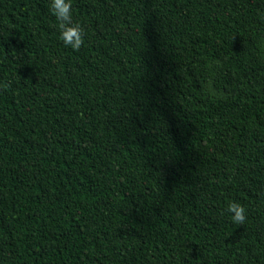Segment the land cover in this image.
Returning a JSON list of instances; mask_svg holds the SVG:
<instances>
[{
  "label": "trees",
  "instance_id": "16d2710c",
  "mask_svg": "<svg viewBox=\"0 0 264 264\" xmlns=\"http://www.w3.org/2000/svg\"><path fill=\"white\" fill-rule=\"evenodd\" d=\"M71 3L0 0V264H264V0Z\"/></svg>",
  "mask_w": 264,
  "mask_h": 264
},
{
  "label": "clouds",
  "instance_id": "9594fccd",
  "mask_svg": "<svg viewBox=\"0 0 264 264\" xmlns=\"http://www.w3.org/2000/svg\"><path fill=\"white\" fill-rule=\"evenodd\" d=\"M50 10L56 19L59 38L64 46L75 52L80 51L85 44V34L82 26L73 22L71 0H50ZM226 210L234 224L243 225L246 222V209L240 203L233 201Z\"/></svg>",
  "mask_w": 264,
  "mask_h": 264
},
{
  "label": "bare ground",
  "instance_id": "6f19581e",
  "mask_svg": "<svg viewBox=\"0 0 264 264\" xmlns=\"http://www.w3.org/2000/svg\"><path fill=\"white\" fill-rule=\"evenodd\" d=\"M41 222H42V220H41ZM44 223H46V222L44 221Z\"/></svg>",
  "mask_w": 264,
  "mask_h": 264
}]
</instances>
